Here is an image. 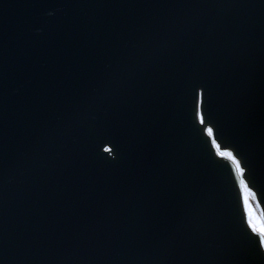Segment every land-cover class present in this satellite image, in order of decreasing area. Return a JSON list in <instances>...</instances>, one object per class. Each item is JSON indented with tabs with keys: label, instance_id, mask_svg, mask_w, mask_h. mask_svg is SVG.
Masks as SVG:
<instances>
[{
	"label": "water",
	"instance_id": "water-1",
	"mask_svg": "<svg viewBox=\"0 0 264 264\" xmlns=\"http://www.w3.org/2000/svg\"><path fill=\"white\" fill-rule=\"evenodd\" d=\"M140 10L138 0H0V31L30 30L6 39L0 36V93L4 96L14 94L11 86L15 80L19 81V87L23 86V70L17 65H21L29 56V47L46 56L43 60L52 86L59 87L68 80L70 85L66 93L69 95L77 96L82 92V87L87 88L90 94L101 78L110 74L109 61L114 59L117 50L123 56L131 43L139 47H158L160 41L157 35L153 38L147 36L151 25L146 17L140 15L137 18ZM93 58L95 64L92 63ZM72 78L78 85L72 82ZM128 80L129 70L125 69L106 104L116 106V100L128 94ZM82 100L79 95L77 107ZM50 103L52 100L45 96V86L39 84L32 92L25 112L35 116L39 128L44 129V117L39 115V111L47 106L44 111L47 109L53 116L50 120L54 122L56 130L75 128L70 121L73 111L68 110L65 104L54 110ZM97 112L108 115L112 108L106 106L103 111ZM29 137L36 140V132L31 130ZM97 149H101V146ZM178 151L181 152L180 149ZM206 155L205 145L196 152L186 153L192 165L207 162ZM220 187L226 196L227 188L222 183ZM146 200L152 207L159 205L166 219H181L186 215V210L169 195L157 197L149 194ZM245 228L243 223V230ZM179 234L194 237L191 232ZM189 248L185 247V251L177 253L172 260L185 254Z\"/></svg>",
	"mask_w": 264,
	"mask_h": 264
},
{
	"label": "snow or ice",
	"instance_id": "snow-or-ice-1",
	"mask_svg": "<svg viewBox=\"0 0 264 264\" xmlns=\"http://www.w3.org/2000/svg\"><path fill=\"white\" fill-rule=\"evenodd\" d=\"M168 74L174 79L181 118L193 126H196L197 121L199 125L204 126L200 128V139L206 146V160L228 189L230 197L231 190L235 189L236 200L242 204L246 228L235 238L232 264H264V208L257 211L253 203L255 201V204L259 205L260 196L257 187H254L253 165L248 155L254 140L253 127L249 125L238 137L226 133L224 123L216 111L218 85L213 74L196 65H181L175 71L166 73ZM120 81L119 69L113 74H106L82 100L70 117L76 132L86 137L108 130L110 118L92 115L90 119H85V116L96 110L103 111L105 102L113 96ZM189 97L192 101L190 112L186 110ZM112 130L120 131L121 128L113 127ZM108 151H111L110 147ZM174 239V234H167L157 241L160 247L156 251H166L167 245Z\"/></svg>",
	"mask_w": 264,
	"mask_h": 264
},
{
	"label": "rangeland",
	"instance_id": "rangeland-1",
	"mask_svg": "<svg viewBox=\"0 0 264 264\" xmlns=\"http://www.w3.org/2000/svg\"><path fill=\"white\" fill-rule=\"evenodd\" d=\"M254 203V202H253ZM254 206H255V204H254ZM256 207V206H255ZM256 210H257V207H256ZM258 211V210H257Z\"/></svg>",
	"mask_w": 264,
	"mask_h": 264
}]
</instances>
